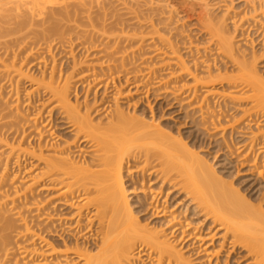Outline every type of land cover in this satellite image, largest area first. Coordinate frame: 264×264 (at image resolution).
<instances>
[{
	"label": "bare ground",
	"instance_id": "bare-ground-1",
	"mask_svg": "<svg viewBox=\"0 0 264 264\" xmlns=\"http://www.w3.org/2000/svg\"><path fill=\"white\" fill-rule=\"evenodd\" d=\"M51 1L0 0V169L4 167V172L0 171V264H230L240 252L245 253L247 260L243 256L241 259L246 264H264L263 190L258 198L251 197L255 201L247 199L248 196L233 188V183L226 184L225 177L206 158L191 151L193 146L189 149V144L187 147L181 140L173 141L157 126L142 122L141 116L142 121L126 114L118 104L119 99L124 96L130 99L132 94L138 97L143 93L146 99L151 91H160L163 95L159 96L168 100L171 96L170 101L200 116V128L206 129L201 130L203 133L211 132L212 137L209 136L216 137L215 140L221 138L223 144L218 142L220 139L215 143L212 140V144H220L216 146L224 151L221 154L226 160L236 159L234 164L243 169L249 165L248 171H255L262 178L264 129L261 131L260 126H264V79L257 71L260 58L253 48L250 56L240 51L227 29L226 16L214 17L215 7L210 0H66L60 4L56 3L61 0ZM250 1L255 3L252 12L261 11L264 21V0ZM142 9L149 12L152 30L138 36L139 31L135 29L137 34L133 33L134 28L131 30L133 26L129 24L135 23ZM118 11L127 13L121 15ZM132 14L138 16L132 19L134 23L130 21L135 17ZM173 14H184L187 19L196 17L199 30L205 32L208 44L218 52L215 57L222 60H216L218 65L215 59L212 63L202 58L206 55L200 54L202 59L197 55L200 60L195 58L194 54L198 53L190 38L184 39H188L186 42L180 38L184 46H179L177 32L176 37L170 35L178 29H172L177 22H173ZM109 19H113L110 27L106 24ZM159 26L164 29L162 32L171 30V37L161 35ZM263 32L264 29L259 34ZM147 37L150 40L145 46ZM32 45L36 48H31ZM58 47L69 49L74 56L68 75L57 73L53 51ZM145 47L150 53L142 59ZM27 48H31L29 52ZM35 49L36 53L45 50L48 54H45L47 60L41 62L39 58L44 53H38L39 58L34 53L40 61L38 79L24 71ZM78 49L84 51V62L78 63L74 55ZM182 52L185 56L192 53L193 59L190 58L194 61H188L193 65L185 61ZM22 53H26L25 57L19 61ZM197 59L213 65L206 63L203 68ZM139 62L147 65L141 68ZM228 65L237 68L233 69L236 75L229 74L232 67L228 69ZM166 69L171 70L169 75L163 74ZM145 78L151 80L153 88H148ZM183 78L190 79L188 84L181 81ZM25 79L32 84L31 93L37 99L38 95L44 97L41 104L37 102L41 108L35 110L38 112L33 117L28 115L29 119L18 98L11 102L14 92L6 98L5 85H1L11 83L10 87L14 88V80L19 85ZM124 85L128 90H124ZM215 85H220L225 94L222 101L218 99L221 101H217L218 106L213 102L219 92L212 89ZM78 88L85 93L82 102ZM245 88L254 94L246 98L233 95L234 91ZM200 93L203 97H199ZM90 96L93 101L89 100ZM108 98L116 103L114 109H107ZM245 100L253 101V106L243 109L240 118L243 123L240 119L233 120L230 106ZM259 104H263L262 112H255ZM43 112L49 115L43 116L48 119H43ZM241 123L244 129L238 130ZM59 124L71 139L63 141L56 135ZM253 127L256 131H252ZM248 128L252 132L250 136L246 134L249 137L245 135ZM218 132L220 135L214 137ZM238 136L247 138L236 143L239 147L232 151ZM10 161L20 170L18 174L24 176L21 182L26 181V186L15 187L20 185L12 183L13 179L8 183L10 176L5 175ZM126 177L131 189L126 187ZM127 192L137 197L139 211L148 214L153 227L143 223L146 217L141 223L142 218L137 215L140 212L134 213ZM181 194L186 202L178 214H188L190 220L202 218L198 223L202 228L190 227L188 218L180 220L181 216L165 206L174 195ZM236 260L240 263V258H235V263Z\"/></svg>",
	"mask_w": 264,
	"mask_h": 264
},
{
	"label": "rangeland",
	"instance_id": "rangeland-1",
	"mask_svg": "<svg viewBox=\"0 0 264 264\" xmlns=\"http://www.w3.org/2000/svg\"><path fill=\"white\" fill-rule=\"evenodd\" d=\"M58 1V0H57ZM64 1H66V0H61V1H58V3H56V4H60V3H62V2H64ZM67 1H69V0H67ZM211 1V5L212 6H214L213 8H214V10H213V8H211V11L213 10V15H214V17H216V18H220V19H222V17H225L226 16V18H227V29L230 31V35L232 36V38L234 37V41H235V43H236V46H238L239 47V49H241L240 51H245L246 52V54H249V53H252V50H253V52L255 53L256 52V55L260 58V61L259 62H257V71L259 72V74L262 76V78L264 79V51H263V47H262V44H264V42H262V41H264L263 39H261L264 35V32L262 33V34H259V32H262L263 31V29H264V27L262 28V25L264 26V21L262 20V18H261V16H262V14H261V11H260V13L258 14H254L253 12H252V10L254 9V6H255V3L254 2H252V1H250V0H210ZM50 2H52L51 0H50ZM54 2V1H53ZM231 2V3H230ZM54 3V4H55ZM211 6V7H212ZM218 7H220L219 9H218ZM227 9H229V12H227L226 10ZM142 10H144L143 11V13L140 15L139 14V18H137L134 14H132L131 16H135L134 18H132L131 17V19H130V15H128L129 17H127V18H129L130 19V21H132L133 22V20L132 19H135V18H137V20L135 19L134 20V24L132 25L131 24V22H130V24H129V22H128V24L129 25H131V26H133V27H131V30L133 29V33H136L137 34V32H135L136 30L135 29H137L138 31H139V34H137L138 36L139 35H146V33L148 34L149 33V31L150 30H152L150 27H149V25H150V20H148V18H149V16H148V13H147V9L145 10V9H142ZM217 10V11H216ZM258 11V12H259ZM110 13V12H109ZM113 14H114V12H112ZM112 13H110V14H112ZM118 13H121V15L122 14H124V13H127V12H124V11H118ZM118 13H115L114 15H116V14H118ZM166 15H168V14H166ZM184 15V14H183ZM182 14H179V15H177L176 16V14H173V16L172 17H174L173 19H175V20H173V22H176V24L175 23H173V24H175V25H177V23H180V24H178V26H173V30H174V28H178L177 30H174V31H172V34H170V35H172V36H174V37H176L177 36V42H178V44H179V46L181 47V45L182 46H184L183 44H181L183 41L181 40V39H186V38H190V40H192L193 42H192V46H193V44H194V46H195V49H197V52L196 53H198V54H194V52L196 51V50H194V52H193V50L191 51L193 54H194V56L196 55V57L195 58H197L198 56L197 55H199L200 56V54L201 55H206L205 57H202V58H204L205 60L207 59V61L209 60V61H213L214 59H215V61L217 60H219L218 59V56H217V58L215 57V55L218 53H216V50H213L214 49V47L212 46V44L210 45V44H208L209 43V41H208V39L206 40V36H205V32H204V34H203V32L201 31V30H199V27H201V26H199V24L196 22L197 20H196V17H194V19H193V17H190V16H188V18H190V19H187V16L186 15H184L185 17H186V19H185V21L183 20V18H182V16H183ZM261 15V16H260ZM165 16V15H164ZM163 16V17H164ZM218 16V17H217ZM168 17V16H167ZM169 17H170V14H169ZM184 17V18H185ZM110 18V17H109ZM166 18V17H165ZM124 19H126V17L124 18ZM182 19V20H181ZM246 19V20H245ZM112 20V21H111ZM109 19V21H111L110 23H107V22H109L108 20H107V22H106V24H107V26L109 25V27H110V25H111V23L113 22V19ZM196 20V21H195ZM127 21H129V20H127ZM138 21V22H137ZM184 21V22H183ZM139 24V25H137L136 26V24ZM198 25H197V24ZM87 25V24H86ZM140 25H141V27L142 28H140ZM85 26V25H84ZM199 26V27H198ZM260 26H261V28L262 29H260L259 30V28H260ZM147 27H149V28H147ZM160 27V26H159ZM159 27H158V29H159ZM86 28V27H85ZM87 28H88V26H87ZM86 28V29H87ZM182 28H183V30H182ZM88 29H90V27L88 28ZM160 34L161 33H163V36H166L167 37V35H169V32L171 31L170 29V31H163L162 32V29L163 28H161L160 27ZM202 29V28H201ZM258 29V30H257ZM130 30V29H129ZM130 30V31H131ZM146 30H149V31H146ZM164 30V29H163ZM227 30V31H228ZM129 31V32H130ZM144 31V32H143ZM202 33H201V32ZM259 31V32H258ZM113 32V31H112ZM119 32V31H118ZM117 31L116 32H113V33H118ZM125 32H126V30H125ZM140 32H141V34H140ZM175 32H177V34L178 35H176V33ZM180 32H182V34L184 35H182L183 37H185V38H182V36H180L181 35V33L179 34ZM109 33H111V32H109ZM143 33V34H142ZM165 33H166V35H165ZM130 34H132L131 32H130ZM176 36H175V35ZM143 35V36H144ZM162 35V34H161ZM169 35V36H170ZM257 35H258V37H257ZM259 35H262L261 36V38H259L260 36ZM178 36H180L179 38H178ZM187 36H189V37H187ZM146 37V36H145ZM150 38H151V36H149ZM149 37H147L146 39H145V46H147L148 44V42H149V40H150V38ZM171 37V36H170ZM144 38V37H143ZM149 38V39H148ZM181 38V39H180ZM264 38V37H263ZM172 39H173V37H172ZM175 39V38H174ZM174 39H173V41H174ZM187 39V40H188ZM6 40V39H5ZM9 40V39H8ZM146 40H148V41H146ZM187 40H184L185 42L187 41ZM240 40V41H239ZM262 40V41H261ZM182 41V42H181ZM255 43H254V42ZM29 42H31V41H29ZM35 42V41H34ZM191 42V41H190ZM189 42V43H190ZM252 42L254 43V44H252ZM40 43V42H39ZM43 43V42H42ZM42 43H40L41 45H43ZM147 44V45H146ZM185 44H188V42L187 43H185ZM40 45V46H41ZM28 46H31V45H28ZM37 46V45H36ZM39 46V47H40ZM264 46V45H263ZM38 47V46H37ZM197 47V48H196ZM210 47V48H209ZM237 47V48H238ZM31 48H36V47H33V45H32V47ZM30 48V49H31ZM43 48V46H41V49ZM59 49L58 50H56V51H53L54 53V55H55V59H56V65L58 66L57 67V73H59V72H61V75L62 76H64V75H68V73H70V67H71V64H73V62H72V58L74 57H72L71 55V53L69 52L70 50L69 49H66L67 48V45H66V48L64 47V48H61V47H58ZM192 48H194V47H192ZM198 48H199V50H200V52H199V50H198ZM253 48V49H252ZM27 49H29V48H27ZM26 49V50H27ZM30 49L29 50H27L28 52L30 51ZM64 51H66V52H68V54L66 53V52H63V50ZM149 49V48H148ZM147 49V47H145V49H144V52H143V54H142V56H141V58L142 59H145L147 56L146 55H148V53H150L149 51L150 50H148ZM252 49V50H251ZM14 50V49H13ZM16 50V49H15ZM36 50L37 49H35L34 50V52H33V54L31 55L32 57H33V59L34 60H37L38 58H39V55L41 54V52H38L39 53V55H38V53H36ZM39 51H40V49H38ZM56 52V53H55ZM186 52V51H185ZM185 52H182L183 53V55L185 54ZM191 52H189V53H191ZM17 53H18V51H17ZM34 53H36L37 55V57H35L34 55ZM42 53H44V55L43 54H41V55H43V56H41L40 55V58L42 59H40L39 58V60L42 62L43 61V59H46L47 60V57H46V55H48L47 54V52L45 53V50L42 52ZM83 53H84V51L82 52V51H80L79 49L78 50H75V53H74V55H75V57H76V59L78 60V63H79V60H81V62H84L85 61V59L83 58V57H85V54L83 55ZM188 53V52H187ZM192 53H191V55H192ZM22 54H23V56H22ZM21 55H20V60L19 61H21V57H25V54L24 53H22ZM46 54V55H45ZM191 55H187L186 54V56L184 55V58H185V61L187 60V63L189 62L190 63V61H194V60H191V58L193 57H191ZM218 55V54H217ZM251 54H249V56H250ZM31 56H30V62H29V60H28V62L29 63H27L26 64V67H25V69H24V71H25V73H28V75L30 76V77H34L35 79H38L39 77H40V71H39V69H38V64L40 63V61H34L32 58H31ZM45 56V57H44ZM44 57V58H43ZM189 57V58H188ZM191 57V58H190ZM215 57V58H214ZM35 58H37V59H35ZM49 58H50V56H49ZM48 58V64H50L51 63V59H49ZM84 60H83V59ZM188 58V59H187ZM200 58H201V56H200ZM200 58L198 57V59L200 60ZM201 58V59H202ZM54 59V60H55ZM74 59V58H73ZM193 59V58H192ZM197 59V63H199L200 62V65L201 64H203L204 65V67L203 68H205V65H206V63L209 65H213V64H211V63H208L207 61H203V62H201V61H199ZM77 60H74V61H77ZM83 60V61H82ZM188 60H190V61H188ZM196 60V59H195ZM49 61H50V63H49ZM159 61V60H158ZM215 61H213L212 63H214ZM215 62V63H217V65L219 64V62ZM220 61H222L221 59H220ZM37 62H39V63H37ZM80 62V63H81ZM223 63V62H222ZM221 62H220V65L222 64ZM37 64V65H36ZM191 64V63H190ZM51 65V64H50ZM138 65H141L140 67L142 68H145V66L147 65L146 63H138ZM191 65H193V64H191ZM190 65V66H191ZM215 65V64H214ZM219 65V66H220ZM223 66V65H222ZM232 67V65H228L227 67H228V69L229 68H231ZM193 67V66H192ZM200 67V66H199ZM173 68V67H172ZM175 68V70L173 71V72H176L177 71V67H174ZM203 68H200V70H202ZM72 69V68H71ZM83 69H85V68H83ZM235 70L236 71V69H235V67H232V69L231 70ZM204 70V69H203ZM202 70V71H203ZM231 70H229V74H235L236 75V73L237 72H235L234 70V72L233 71H231ZM164 71H166V72H164ZM163 71V74L164 75H166V74H168L169 75V73H168V71L170 72L171 70L170 69H166V70H164ZM205 71V70H204ZM71 72H72V70H71ZM232 72V73H231ZM143 73H145V72H143ZM162 73V72H161ZM166 73V74H165ZM171 73V72H170ZM163 74H161V75H163ZM205 74V73H204ZM60 75V74H59ZM163 75V76H164ZM206 75V74H205ZM163 76H161V77H163ZM66 77V76H65ZM202 77V76H201ZM164 78V77H163ZM167 78V77H166ZM165 78V79H166ZM141 79V78H140ZM144 79V78H143ZM189 78H187L186 80H184V78H183V80H181V81H186V83H187V81H190V79L188 80ZM122 80H124V78L122 79ZM121 80V81H122ZM145 80L147 81L148 79H146L145 78ZM143 81V82H146V81ZM17 81V80H16ZM15 80L13 81V82H15V84H14V88H11L12 87V84L11 83H8V84H2L1 83V85H5V88L3 87V89H4V95H5V97L7 98V96L9 95V96H11V92H14V94H13V99H12V101L9 99V101H11V102H13V101H15V99L17 100V98H18V100L17 101H19L22 105H21V108H22V110H23V112L26 110L27 111V113H26V111H25V115H26V117L29 115L30 117H33V114L35 115V113H37V112H35V110H38L39 108H41L40 107V104H41V101H43L44 100V97L41 95V96H39L38 95V99H37V95L35 94H32L33 92H32V84L29 82V80H27V79H25V80H23V81H21L20 83H19V85H17V82H16ZM125 81V80H124ZM151 81V80H150ZM150 81L148 80V82H149V84H148V82H147V84L146 83H144V85L146 84L147 86H148V88H151L152 87V85L153 84H151L150 83ZM165 81H168L167 79L165 80ZM154 82V81H153ZM152 82V83H153ZM4 83V82H3ZM122 83V85H123V81L121 82ZM142 83V82H141ZM178 83H180V82H178ZM181 83H183V82H181ZM10 84H11V87H10ZM188 84V83H187ZM16 85V86H15ZM84 85H85V83H84ZM125 86V85H124ZM123 86V87H124ZM150 86V87H149ZM2 87V86H1ZM221 86L219 85V86H214V88H212V89H219L218 91L219 92H217L216 94V100L214 99V97H215V95H214V97H212V99H214L213 100V102H214V104L216 105V106H218V104L219 103H221V101H222V99H223V96L225 95L223 92V89L222 88H220ZM79 88H81V86L79 87ZM78 88V91H81V93L80 92H78L79 93V96H78V98L80 99V97H81V101L80 102H82V100L84 99V97H83V95L85 94L84 92H83V90H81V89H79ZM153 88V87H152ZM124 90L126 91V90H128V88L125 86L124 87ZM153 90V89H152ZM201 91H203V92H205L204 90H201ZM32 92V93H31ZM102 92V91H101ZM100 92V93H101ZM144 92H146V90H144ZM203 92H201V93H203ZM17 93V94H16ZM99 93V98L101 97V95H102V93L100 94ZM151 94H149L148 95V97H149V99H148V97H146V99H145V97H143L144 96V94L142 93V94H138V97L137 96H134L135 94H132V97H130V99H129V96H124V99L123 98H121V99H119V101H118V104L120 105V107H122L121 109H123L124 110V112L127 114H130V116H136L137 118L139 117V119H140V121H142V122H144L145 124H148V125H151V126H153V125H155V126H157L158 127V129H161L163 132H164V134H166L167 136H170V138L171 139H173V141H176V142H180V140L182 141V143L181 144H183V143H185L184 145H186V144H189V149H190V147H192L193 146V148L194 149H190L191 151L192 150H195V151H193V152H196V153H199L200 154V157H204V158H206L207 160H208V163L210 164V165H212L213 167H214V169H215V171L218 173V174H220L221 175V177L223 176V178L225 179V181L227 182H225L226 184H232V186H233V188H235V189H239L238 191L240 192V194L242 193V194H244V196H248V198L247 199H253V198H251V197H254V199H256V198H258L257 196L258 195H260V194H262V193H260L262 190H263V193H264V176H262V178L260 177H258V176H256L257 174L256 173H254L255 171H253V172H250V171H248V169H247V167H249V165L246 167V168H241V167H238V165L236 166L235 164H237V161H236V159H231L230 158V162L228 161V160H226L225 159V157H224V151H220V148L219 147H217L216 145H219L220 146V144H221V142H222V144H223V141L221 140V138L220 137H217V138H219V139H217V140H215L216 139V137L215 136H218V135H220L219 134V132H218V134H215V133H213V134H215L214 135V137H215V139H213V138H211L212 136V134H211V132H210V134H208L207 135V133H203L204 131H201L202 129L203 130H206L205 129V127L204 128H200V123H198V122H200V120H199V118H200V116L197 114V113H194V112H192V109H190L189 107V109H190V111H189V109H187V110H185V106H183L182 107V105H179V103L177 104V103H175V102H173V101H170V99H171V96H169L170 97V99L168 100L167 99V95H165V97H166V99L164 98V96L163 97H160L161 95H163V94H160V91L158 92V93H153V91H151L150 92ZM201 93L199 94V95H201ZM0 94H1V92H0ZM32 94V95H31ZM155 94V95H154ZM159 94H160V96H159ZM204 94V93H203ZM203 94L201 95V96H199V97H203ZM254 93L250 90V89H247V88H245V89H240L239 91L237 90V91H234L233 92V95L234 96H236V97H242V98H246V96H249V95H253ZM2 95V94H1ZM0 95V96H1ZM143 95V96H142ZM155 97H154V96ZM222 95V96H221ZM8 96V97H9ZM109 96H111V95H109ZM108 96V97H109ZM142 96V97H141ZM146 96V95H145ZM3 97V96H2ZM1 97V98H2ZM39 97H40V99H39ZM82 97H83V99H82ZM92 98V99H91ZM102 98V97H101ZM141 98V100L143 101H141V100H139ZM42 99V100H41ZM72 101L74 102V98H73V96H72ZM111 99H112V97H111ZM111 99H107L105 102H106V107H108L107 109L109 110V109H114L115 108V106H114V104H116L114 101H112ZM212 99H211V101H212ZM221 100L220 102H219V100ZM5 100V99H4ZM90 101H93V96H90V99H89ZM108 100H110V101H108ZM141 101V102H139V101ZM145 100H149V101H145ZM172 100H173V97H172ZM219 103H218V102ZM251 101V100H250ZM10 102V103H11ZM16 102V101H15ZM14 102V103H15ZM37 102H39V103H37ZM137 103V104H135V106H136V108H135V106H134V103ZM212 102V103H213ZM28 103H30L31 105L29 106V104ZM34 105H33V104ZM107 103H108V105H107ZM242 104H240L239 102H237L236 103V101L235 102H233V104L234 105H237V104H240V105H238L237 107H234V105H233V107H231L230 105V110H229V113L233 116H230V114H228L229 115V117L231 118H234L233 120H235V121H238L237 119H240V118H242L241 116H242V112H244L246 109H249L251 106H253V101L252 102H249V100H248V102L245 100V102L244 101H242L241 102ZM28 104V105H27ZM39 105V106H38ZM254 105H255V103H254ZM261 104H259L257 107H256V109L254 110L255 112H260L261 111V107L263 106V104L260 106ZM33 108H32V107ZM180 106V107H179ZM26 107H27V109H26ZM30 107V108H29ZM111 107V108H110ZM182 107V108H181ZM29 108V109H28ZM35 108V109H34ZM38 108V109H37ZM182 110H181V109ZM187 108V107H186ZM233 108V109H232ZM32 109V110H31ZM184 109V110H183ZM243 109H245V110H243ZM28 110H31V111H29L28 112ZM232 110V111H231ZM263 110V109H262ZM34 111V112H33ZM109 112V111H108ZM262 112V111H261ZM29 113V114H28ZM31 113H32V116H31ZM133 113L135 114V115H133ZM190 113V114H189ZM197 114V115H194V114ZM24 114V113H23ZM45 114L46 115H48L47 113H45V112H43V115H42V117L43 116H45ZM187 114H188V116H187ZM29 116H28V119H29ZM49 116V115H48ZM103 116H105V115H103ZM140 116H141V118H143L142 120H141V118H140ZM243 116H244V114H243ZM47 117V116H46ZM46 117H43V119L44 120H46V119H48V117L46 118ZM102 118H104V117H102ZM231 118V119H232ZM248 118L246 117L245 118V120H244V122L247 120ZM240 120H242V123H243V119H240ZM60 121H58L57 123H59ZM196 122V123H195ZM197 123L199 124V126L197 125ZM241 123V124H242ZM240 124V123H239ZM244 124H242V128H238V130H242V129H244V126H243ZM263 124H261V131L264 129L263 127L264 126H262ZM58 128L56 129L57 131L56 132H58L56 135L60 138V139H64L63 141H65V140H67V139H69L70 138V136L68 135V134H66L67 132L64 130V128L63 127H61L60 126V124H59V126H57ZM203 127V126H202ZM236 127H238V126H236ZM63 130H62V129ZM255 127H253L252 128V131H256L255 129H254ZM61 129V130H60ZM250 130V131H249ZM246 131L248 132H246L245 133V131H244V133H245V135L246 134H251L252 132H251V129H249L248 128V130L246 129ZM206 132V131H205ZM217 133V132H216ZM250 134H249V136H250ZM211 137H210V136ZM226 136H229V135H226ZM247 137H249L248 135H246ZM246 136H243L242 138H239V136H238V139L237 140H235V142H234V149H232V151L233 150H235V149H237L239 146L236 144V143H240V141L242 140L243 141V138L245 137V139L247 138ZM210 137V138H209ZM222 137V136H221ZM237 137V136H236ZM235 137V138H236ZM209 138V139H208ZM225 138H227L226 140L228 141V137H225ZM71 139V138H70ZM210 140H211V143H210ZM214 141V143L216 142V141H218L220 144H216L215 146L217 147H215L214 146V144H212V142ZM237 141V142H236ZM229 145H231V143H230V139H229ZM238 143V144H239ZM211 145V146H210ZM237 145V146H236ZM195 146V147H194ZM215 147V148H214ZM218 148H219V150H218ZM223 152V154H221ZM236 152V151H235ZM234 161H236L235 162V164H234V162L232 163V162ZM10 164H8V170L6 171V175L5 176H10L9 178H8V183L10 182L9 180H12L13 179V181H11L12 183L14 182H17V183H15V184H19L20 186H15V184H14V186L15 187H23L24 185L26 186V181L24 182V184L21 182L22 181V178L24 177V176H22V173L19 175L18 174V171H20L19 169H17L18 167L15 165V163H14V161L13 162H9ZM14 163V164H13ZM232 163V164H231ZM12 164V165H11ZM25 164H27V166L29 165V162H25ZM13 166V167H12ZM26 166V165H25ZM1 167V166H0ZM238 167V168H237ZM4 168V167H3ZM2 168V169H3ZM2 169H0V171L2 170ZM21 169H23V166H22V168ZM261 169V168H260ZM262 171H263V169H261ZM3 172H4V170H2ZM126 170L124 171V178H125V176L127 175L126 174ZM0 174H1V172H0ZM8 174V175H7ZM126 174V175H125ZM2 175V174H1ZM0 175V176H1ZM17 175V176H16ZM263 175H264V173H263ZM14 176L16 177V178H14ZM22 177V178H21ZM7 178V177H6ZM11 178V179H10ZM19 178V179H18ZM127 178V177H126ZM15 179H17V180H15ZM28 180V179H27ZM128 178L125 180V182H126V187H128L127 189H129L131 186H128V185H130V182L128 183ZM224 181V180H223ZM28 183H29V181H27ZM201 182V181H200ZM11 183V184H12ZM26 183V184H25ZM152 187V186H151ZM154 187V186H153ZM156 187H154V189H155ZM206 188V187H205ZM131 189V188H130ZM209 189V188H208ZM208 189H207V191H208ZM262 189V190H261ZM261 190V191H260ZM129 191V190H128ZM205 191V194H206V190H204ZM242 191V192H241ZM130 192H127V194H128V199H129V202H130V204H131V208L134 210V213L135 214H137V212L141 209V207H140V209H138L139 208V206L140 205H138V203H139V200L137 199V197L134 195V194H129ZM208 193H210V189H209V192ZM208 195V194H207ZM264 195V194H263ZM140 196H142L143 197V195H140ZM261 196V195H260ZM181 197V198H180ZM208 197H210V194H209V196ZM207 197V198H208ZM212 197V196H211ZM210 197V198H211ZM174 198V199H173ZM173 198H172V200H170V201H172L171 202V204H170V201H168L167 202V205L165 204V206H167V207H170V209H169V211H172L171 213H174L175 215H176V213H177V215H179L178 213L179 212H182V209H181V207L183 208V205H184V203L186 202L185 200V196H183L182 194L181 195H174L173 196ZM184 198V202H183V199ZM208 199V200H211V199ZM260 198V197H259ZM180 199V200H179ZM252 200V201H255V200ZM174 200V201H173ZM181 203V205H179L180 203ZM175 203V204H174ZM179 203V204H178ZM140 204V203H139ZM183 204V205H182ZM187 204H189V202H187ZM170 205H173V206H170ZM180 209V210H179ZM183 211H184V209H183ZM140 213L139 214H137L138 216V218H140L141 219V223H142V221L144 220V217H146V219L149 217V216H147L146 214L145 215H143V213H146V212H141V211H139ZM142 214V215H141ZM141 215V216H140ZM179 216H181L182 218H180V220L182 219L183 221H184V219H187L188 218V214L186 215V216H184V214H182V215H179ZM184 217V218H183ZM201 216H199L198 218H200ZM146 219H145V221H146ZM192 220H190V217L187 219V223L189 224V223H191V224H189L190 225V227H191V225H192V228H195L196 226V229L198 228V225H199V228H202L203 226L201 225V224H198V223H201V219L202 218H200L199 220L197 219V217H192L191 218ZM151 220H152V218H151ZM190 220V221H189ZM147 221H149V222H147ZM147 221L146 222H143V223H148V225H149V227H153V225H154V222H152V221H150V219L148 218L147 219ZM182 221V222H183ZM151 222H152V224H151ZM143 225H145V224H143ZM200 226H202V227H200ZM198 228V229H199ZM201 232H202V230H201ZM200 232V233H201ZM205 233H206V231H205ZM207 233H209V232H207ZM202 234H203V232H202ZM237 255L238 256H240L239 258H240V263H239V260L235 263V261H234V259L236 258V259H239L238 257H237ZM236 256L234 255L233 256V258H232V260H231V263L230 264H237V263H239V264H246L247 263V261H243L242 259H241V257L243 256V258H245L244 256H245V253H243V252H240V254H237ZM224 256V257H223ZM225 258V254H223L222 256H221V260H226V258ZM246 259V258H245ZM244 259V260H245ZM247 260V259H246ZM146 262H147V260H146ZM242 262V263H241ZM246 262V263H245ZM147 264H150L149 262H147Z\"/></svg>",
	"mask_w": 264,
	"mask_h": 264
}]
</instances>
